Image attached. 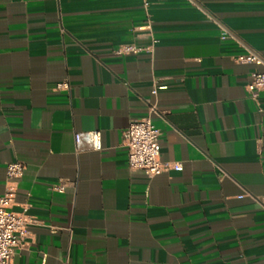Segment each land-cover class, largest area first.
<instances>
[{"label": "crops", "instance_id": "0c3cea01", "mask_svg": "<svg viewBox=\"0 0 264 264\" xmlns=\"http://www.w3.org/2000/svg\"><path fill=\"white\" fill-rule=\"evenodd\" d=\"M149 14L151 50L117 55L151 43L141 0H0V195L27 221L11 264H264V92L246 88L264 65L236 61L264 59V0ZM153 105L182 169L148 176L123 132ZM93 130L101 150L75 139Z\"/></svg>", "mask_w": 264, "mask_h": 264}, {"label": "built area", "instance_id": "2783aa9c", "mask_svg": "<svg viewBox=\"0 0 264 264\" xmlns=\"http://www.w3.org/2000/svg\"><path fill=\"white\" fill-rule=\"evenodd\" d=\"M163 0H141L142 8L146 15L145 25L140 29L149 32L151 43L149 45H141L136 42H127L119 44L114 53L117 55L138 54L142 51L151 50L157 42L152 35V20L150 18L149 9L154 2ZM233 33L225 26H221V39L232 38ZM236 61L241 63H250L256 66L264 65L263 57L254 50L239 54ZM166 85L155 84L152 93L156 94L159 89L165 88ZM67 81L56 84V89H68ZM248 93L251 96L264 92V69L255 68L251 71L249 80L246 84ZM160 114L155 105L151 106L147 116L139 119H133L128 128L123 132V142L128 148V163L132 170H143L148 176H154L169 169L171 166L175 170L182 169V163L173 162L171 165L163 161L161 156L160 138L162 131L156 126L153 115ZM83 138L89 143L90 147L95 150H101L102 139L101 131L93 130L85 133H76L75 139L80 143ZM24 164L20 161L10 162L6 171L9 179H17L21 177L24 170ZM64 184L59 186L62 189ZM13 192L9 191L4 195H0V264H11L15 248L20 244L26 233V219L22 213L12 209ZM264 205V197L259 200Z\"/></svg>", "mask_w": 264, "mask_h": 264}]
</instances>
